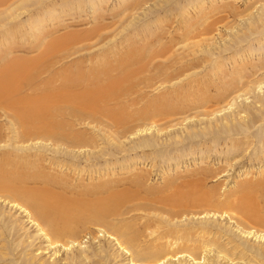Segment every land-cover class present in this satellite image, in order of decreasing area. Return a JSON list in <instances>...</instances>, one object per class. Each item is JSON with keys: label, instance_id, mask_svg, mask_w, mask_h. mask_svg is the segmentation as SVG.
Segmentation results:
<instances>
[{"label": "bare ground", "instance_id": "1", "mask_svg": "<svg viewBox=\"0 0 264 264\" xmlns=\"http://www.w3.org/2000/svg\"><path fill=\"white\" fill-rule=\"evenodd\" d=\"M185 1L164 0L161 17L139 27L138 41L132 43L147 49L174 38L178 42L181 36L179 42L189 50L200 46L198 51L206 52L211 69H216L212 74L209 71L214 81L208 92L195 96L196 106L202 109L179 116L177 126L169 128H164L167 123L133 125L114 133L113 140L105 137L107 142L103 144L124 151L127 146L132 150L175 143L183 139L178 136L188 140L209 137L214 144L217 137H222L230 140L228 146L229 140L224 143L226 150L215 151L219 155L213 162L211 153L201 150L200 161L182 173L167 166L168 170L157 176L156 184L151 183L152 174L143 169L147 160L129 158L125 166L120 165L127 176L118 179L119 183L103 179L109 169L98 170L99 185L90 186L87 192L75 191L73 187L80 184L69 183L66 178L70 174L82 177L86 172L91 178L92 173L76 162L78 157L91 160L108 151L106 146L84 137L76 126L96 127L104 111H111L112 107H104L102 101L121 89L119 76L113 81L111 71L119 69L120 75L127 70L126 65L121 59L112 65L101 57L89 73L82 71L78 62L59 63L54 68L44 65L47 74L35 80L42 69L34 59L12 56L1 61L0 148L7 150L0 151L4 155L15 150L24 152L18 157L27 160L21 167L30 165L31 169L13 176L9 168H2L6 160L0 159V232L7 235L0 245V249L6 248L0 251V264H264V229L255 228L257 222L264 225V219L256 213L259 202H264V51L260 49L256 58L248 47L246 54L238 55L243 43L257 40L259 37L254 36L264 33V0L256 6L258 0L250 1L244 7L248 12L242 16L235 12L238 6L232 1ZM134 3L139 5V0ZM165 12L168 14L163 16ZM135 18L139 17L130 20L129 32L144 19L135 22ZM176 28L178 37L172 34ZM69 35L65 41L71 40ZM55 47L48 45L46 50ZM65 47L56 49L67 59L70 54L62 50ZM230 47L237 53L219 59ZM194 73H182L191 86L196 81ZM175 77L169 75L166 80ZM162 100L163 109L171 108L169 100ZM121 110L123 116L111 112L110 119L125 121L128 114ZM252 143H257L259 156L244 153ZM215 146L217 150L219 146ZM57 152L67 159H58ZM210 158V163L204 164ZM11 159H7V165L14 163ZM47 160L49 166L43 163ZM53 165L59 168L57 176L44 172ZM214 178L219 185L231 182L225 193H217L215 185L206 187ZM113 182L115 185L109 184ZM11 211L22 217L20 224ZM114 217H120L119 221H113ZM30 232L32 235H27ZM218 235H227V242L221 244ZM232 236L238 239L236 243ZM85 237L87 244H83Z\"/></svg>", "mask_w": 264, "mask_h": 264}, {"label": "rangeland", "instance_id": "2", "mask_svg": "<svg viewBox=\"0 0 264 264\" xmlns=\"http://www.w3.org/2000/svg\"><path fill=\"white\" fill-rule=\"evenodd\" d=\"M135 1L136 0H6L5 2V0H3V3L1 0L0 2L3 3L0 4V62L3 60H8L10 57L12 58V56H23L24 58L34 59V61L39 63L38 65L41 66L38 68L42 69V72L39 73L42 75H39L40 77L36 78L35 80H40L47 74L46 70H43L44 65H48L49 67L52 64V68H54L55 66H60L61 64L59 63L72 64L78 62L80 69L85 72L88 71V73L89 69L95 67V65L100 62L99 60H101V58L103 61L107 60L110 63H113L112 65H114V62L116 60L121 59V61L126 65L127 70L120 75L119 72L121 71L119 69H114L113 71H111L113 75L111 76V79L113 81L116 79V77L119 76V83L117 84L121 86V89L118 88L117 91L113 92L114 96H112L114 98L107 96L108 99L107 97H105L106 99L102 101V103H106L103 104L104 107L108 106V108L110 109L112 107L113 110L111 109L110 112L108 111L109 113L104 111V116L102 115V112V116L100 117L101 122H99L96 127L90 125H79L76 126V128L78 129L75 128L77 131L81 132L84 137L92 138V140L99 143L100 147L106 146V144H103L105 143V141L107 142V139L105 137H109L108 140H113L112 137L115 135L114 133L120 134L125 128L128 129L133 125H135L136 127H144L147 126V124L151 123L162 125H165L167 123L164 128H169L170 126L174 125L177 126V124L179 123L177 122L180 118L179 116L191 115L193 114V112L202 109L199 108L200 106H196V103L194 101L196 99L195 96L196 94H201L202 92H208L207 90L210 88L211 84L214 81L213 76H208L210 72L212 74L216 70L214 68L211 69L210 65L212 64L209 65L208 63V59L210 58V56L206 52H202L201 50L198 51L200 46H196L193 50H189V48L185 44L184 45L186 47L182 44L183 41L182 43L179 42L181 36H179L180 32H178V28H176V32L173 31L172 33L171 31L172 34L175 33V37L179 36L178 39H180L178 40V42L175 41L177 40V38H174V40H172L170 43L161 42V44H155L156 46L152 45L147 49L137 45V43H132L133 41H138V28L141 26L149 25L150 23L154 22L155 19L161 17L164 9V0H139V5L137 6H135ZM217 1L219 4H231L232 2H234V4L238 6V9L236 8L235 12H239V16H242L248 12L245 11V5H248L250 3L252 4L254 0ZM185 2H187V0ZM259 2L260 0H258V2H256L253 6H256ZM159 7H161L160 10L156 11ZM172 13L174 15L178 14V12ZM166 14H168V12H165L163 16H165ZM222 14L225 15L227 13ZM136 15L139 18H135V22L138 19H144L136 24L137 29H132L129 32V30L126 29L130 26V20L133 18V16L136 17ZM232 18L233 17L230 16L228 19L231 20ZM69 34H72L71 40L69 39L65 41V38L70 36ZM254 37L259 38H257V40L255 39L254 41H246L245 43H243L242 46H244V48L238 51V53L240 52L238 55L246 54L247 52L245 51V48L248 47L253 53L255 52L256 58L258 56L257 54L261 50L264 51V49H262V43H264V33L257 34ZM174 43L178 44L176 45ZM172 44L174 47L171 48ZM48 45L57 47H55V49H53L52 51L47 52L46 47ZM62 46H66L62 50H65L66 52H69L68 54H70L67 59L62 56V51L56 49ZM234 50L235 47H230V49H227L225 52L221 53V58L219 59H222L223 57H230L231 55H233V53H235ZM213 51L216 52L219 51V49H215ZM103 57H105V59ZM171 65L174 66L172 67ZM184 66L188 67V70ZM183 72H188V74L195 72L196 74L194 73V76L196 79V83L194 82L192 86L187 83L188 78L186 77V74H184L185 76L182 75ZM206 73L208 74L206 75ZM174 74L176 75V77L171 78V80H173H168V82L166 78L169 75ZM203 86L206 88V91H204ZM189 93L191 95L187 97V94ZM162 98L170 101L169 104L171 108L163 109L161 107L163 105ZM119 108L123 109L124 113L128 114L127 118L125 119V121L121 122L112 121V119H110L111 112H115L116 116H123V112L122 110L119 111ZM3 121H1V123H5ZM104 121H106V123ZM109 130L110 132H108ZM104 131L106 136L103 133ZM185 134L187 135L186 132ZM178 137L183 139H179V141L175 143L162 144L145 149L136 148L131 150L129 146H127L124 151H117L109 149L108 146H106V149L108 150L107 153L101 157H98L99 159L93 158L90 160L88 158L89 160H86L85 158L78 157L79 160H76V162L78 161L81 167H84L85 171L92 172L90 173L91 178H89V175L86 172L82 174V177L76 176L77 174H70L66 179L69 180V183L80 184L78 186H74L73 190L87 192L90 186L99 185L97 182L98 178H96L97 174L105 169L106 171L107 169H109V171L107 172L108 177L106 175L103 179L109 182H111V180H117V182L119 183L120 181H118V179L127 176L124 169L120 170V165L125 166L129 158L140 157V159L147 160L148 163L146 164V166H143V169L148 170L152 174L151 183L156 184L157 181H159L157 176L162 171H167L168 167H170L169 169L173 170L174 172L176 168V171H178V173L186 171L187 168L192 169L194 167L193 163H198L200 161L199 159L201 154L199 153L201 152V150H203L205 153H207V151L211 153V155L213 156V162L214 157H217L219 155L218 152L215 151H221V149H224L223 151H225L230 143V140L228 138L222 137L221 139H219L220 137H217L218 142L215 144L213 142H210L211 139L209 137L196 138L191 140L185 139L183 136ZM124 138H126V135L125 137H120V139ZM252 140L255 141L254 139ZM227 141L228 143L226 144V146L224 143ZM219 142L221 143L220 145ZM215 145L219 146L217 150L214 149V147H216ZM249 146L250 147H248L247 150H244V153L246 155L251 154L259 156L260 151L258 149L257 143H252ZM190 147H193V149ZM0 149H4L5 151L7 150V148ZM5 151L3 153H5ZM191 151L193 152V156ZM42 153L52 157L48 152L42 151ZM22 154H24V152L22 151H17V153L16 150L11 151V156L9 154L7 155L12 157L11 160H14V163L7 165L6 161L10 157L2 154L1 152L0 159L2 158L6 160L2 165V168H4L5 166V168H9L13 176L16 174H24L30 171V165L25 168L21 167L22 162L27 161L18 159L19 155L21 156ZM55 155L56 157H58V159H67V156H65L64 154L62 155V153L60 152L55 153ZM210 161L211 158L208 160V162H203L204 164H206L210 163ZM48 162L49 160L43 163L45 165H48ZM176 162L177 165L175 164ZM216 162L217 160L215 158V163ZM256 163L257 162L253 164ZM136 166L140 168L142 167L140 163H137ZM255 167H257V165H255ZM111 168L114 170H111ZM63 169L64 167L62 168V170ZM58 170L59 168H56V166L54 167L53 165L52 167L46 168L44 172H50L51 174L57 176V174L59 173ZM98 170L101 171L99 172ZM77 178H80V180H78ZM215 179L217 178L209 179V181H207L206 183V187L215 185L216 189L214 188V190L217 191V193H225L227 191V188L229 187L228 185L231 182H225L219 185L217 184V181H215ZM109 184L115 185L114 182ZM220 199H222V196L220 197ZM259 204L260 205H258V210L256 209V213L258 217L263 220L264 202H259ZM16 213L17 212L11 211V214L13 215L12 218L18 217V224L22 220V217L18 216ZM132 213L133 212H131L130 214ZM135 213L141 214L138 211ZM119 218L120 217L116 219V217H114L113 221H119ZM87 227H89V229L94 228L92 225H87ZM255 228H258V230L259 228L264 229V225L260 224V222H257L255 224ZM27 235H32V233H27ZM6 237L7 235L4 232H0V245L3 242V239L5 240ZM218 237L221 241V244L227 242V235H218ZM232 238L235 240V243L238 241V239H235V237L232 236ZM251 241H253L252 238ZM83 242V244H87L86 237L83 239ZM230 247L234 246L231 245ZM5 249L6 248L0 249V251H4ZM45 256H43L42 258H44ZM237 256L239 258V252ZM6 257L8 258L9 255H7Z\"/></svg>", "mask_w": 264, "mask_h": 264}]
</instances>
